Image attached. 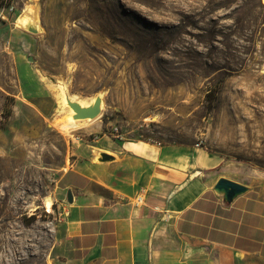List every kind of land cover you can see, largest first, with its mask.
<instances>
[{
  "label": "rangeland",
  "instance_id": "374dc122",
  "mask_svg": "<svg viewBox=\"0 0 264 264\" xmlns=\"http://www.w3.org/2000/svg\"><path fill=\"white\" fill-rule=\"evenodd\" d=\"M31 8L37 34L17 22ZM97 94L100 114L64 134L60 97ZM96 122L201 146L221 158V177L264 196V0H3L0 264H61L67 196L57 179L69 140ZM194 247L199 263L264 264Z\"/></svg>",
  "mask_w": 264,
  "mask_h": 264
},
{
  "label": "crops",
  "instance_id": "0c3cea01",
  "mask_svg": "<svg viewBox=\"0 0 264 264\" xmlns=\"http://www.w3.org/2000/svg\"><path fill=\"white\" fill-rule=\"evenodd\" d=\"M35 99L45 112L47 99ZM80 133L94 135L69 140L70 159L57 179L71 194L61 264H216L195 261L194 245L264 260V196L247 189L226 200L214 189L222 176L218 155L192 144L118 137L98 122ZM138 192L141 205L132 202Z\"/></svg>",
  "mask_w": 264,
  "mask_h": 264
},
{
  "label": "water",
  "instance_id": "95a60500",
  "mask_svg": "<svg viewBox=\"0 0 264 264\" xmlns=\"http://www.w3.org/2000/svg\"><path fill=\"white\" fill-rule=\"evenodd\" d=\"M27 17L29 18V20L21 25L20 27L27 31L30 32L32 34H37L40 32V25L37 19V13L35 10H31L29 12L26 13ZM27 59L32 61L33 57L31 55L27 56ZM69 106L76 112V115L78 118H86V117H90V118H95L100 114V107H99V102L95 101L94 104L92 106H87V107H81L77 104L74 103H69ZM110 156L106 153H101V159L102 160H106L108 159ZM214 189L217 190L218 192H221L224 197L226 198V200H230L232 199L234 196H236L237 194H240L244 191L247 190V187L241 183H238L236 181H233L231 179H228L226 177H219L217 179V181L214 184ZM67 200L71 201V194L70 192L67 193Z\"/></svg>",
  "mask_w": 264,
  "mask_h": 264
},
{
  "label": "bare ground",
  "instance_id": "6f19581e",
  "mask_svg": "<svg viewBox=\"0 0 264 264\" xmlns=\"http://www.w3.org/2000/svg\"><path fill=\"white\" fill-rule=\"evenodd\" d=\"M31 9H29V11H31ZM32 10H34V9H32ZM29 11H27V12H29ZM24 12H23V14L19 15L18 18H17V22L19 24H21V25L25 24L29 20V18L27 17V14H26L27 12H25V13ZM101 97L102 96H100L99 94H97V95L91 97L90 101L87 103L84 100L78 99V98L73 97V96L70 99H67L64 95L61 96L60 97L61 103L63 105H67L68 106V108H69L68 111L69 112H68V115H67V117L65 119L55 121V123L57 124L58 128L64 134L71 135L72 130H74L80 124L81 121H84V120L87 121V120L90 119V117L78 118L77 115H76V112L72 108H70L69 103L72 102V103L77 104V105H79L81 107H87V106H92L95 101H98L99 102V107L101 108V106H102V99H101ZM50 205H51L50 200L49 199L46 200V206L49 208ZM0 260H2V259H0Z\"/></svg>",
  "mask_w": 264,
  "mask_h": 264
},
{
  "label": "built area",
  "instance_id": "2783aa9c",
  "mask_svg": "<svg viewBox=\"0 0 264 264\" xmlns=\"http://www.w3.org/2000/svg\"><path fill=\"white\" fill-rule=\"evenodd\" d=\"M7 43H9L7 41ZM111 133L115 134V136L121 137L122 134L118 131V128L116 126L112 127V130H110ZM78 138V137H76ZM133 204L135 205H141L144 203V195L143 192H138L132 199Z\"/></svg>",
  "mask_w": 264,
  "mask_h": 264
},
{
  "label": "trees",
  "instance_id": "16d2710c",
  "mask_svg": "<svg viewBox=\"0 0 264 264\" xmlns=\"http://www.w3.org/2000/svg\"><path fill=\"white\" fill-rule=\"evenodd\" d=\"M2 1H3V0H0V3H2ZM9 3H10L9 1H8V2H6V5H9ZM2 5H5V3H4V4H2Z\"/></svg>",
  "mask_w": 264,
  "mask_h": 264
}]
</instances>
